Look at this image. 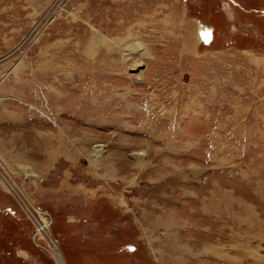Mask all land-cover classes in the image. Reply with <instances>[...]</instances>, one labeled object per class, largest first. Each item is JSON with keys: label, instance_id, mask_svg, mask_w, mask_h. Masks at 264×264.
I'll use <instances>...</instances> for the list:
<instances>
[{"label": "rangeland", "instance_id": "obj_1", "mask_svg": "<svg viewBox=\"0 0 264 264\" xmlns=\"http://www.w3.org/2000/svg\"><path fill=\"white\" fill-rule=\"evenodd\" d=\"M58 260L264 264V0H0V264Z\"/></svg>", "mask_w": 264, "mask_h": 264}, {"label": "bare ground", "instance_id": "obj_2", "mask_svg": "<svg viewBox=\"0 0 264 264\" xmlns=\"http://www.w3.org/2000/svg\"><path fill=\"white\" fill-rule=\"evenodd\" d=\"M96 151H97V153H96V157H94V162H95L96 160L99 161V156L101 155V153H103V149L99 148V149L96 150ZM96 162H97V161H96ZM45 227H47L46 224H45V225H42V226L39 225V230H40V232L44 231V230H45ZM44 233H45V232H44ZM58 261H59L58 264H63V263L61 262V260H58Z\"/></svg>", "mask_w": 264, "mask_h": 264}, {"label": "crops", "instance_id": "obj_3", "mask_svg": "<svg viewBox=\"0 0 264 264\" xmlns=\"http://www.w3.org/2000/svg\"><path fill=\"white\" fill-rule=\"evenodd\" d=\"M257 27H258V25H257ZM214 35H215V37H214V40H216L217 39V35L214 33ZM211 41V40H210ZM210 43V42H209ZM213 43V42H212Z\"/></svg>", "mask_w": 264, "mask_h": 264}, {"label": "trees", "instance_id": "obj_4", "mask_svg": "<svg viewBox=\"0 0 264 264\" xmlns=\"http://www.w3.org/2000/svg\"><path fill=\"white\" fill-rule=\"evenodd\" d=\"M207 40L210 42V40H211V39H210V37H208V39H207Z\"/></svg>", "mask_w": 264, "mask_h": 264}]
</instances>
